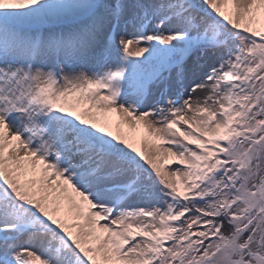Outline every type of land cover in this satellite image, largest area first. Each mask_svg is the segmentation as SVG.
<instances>
[{
	"label": "snow or ice",
	"instance_id": "1",
	"mask_svg": "<svg viewBox=\"0 0 264 264\" xmlns=\"http://www.w3.org/2000/svg\"><path fill=\"white\" fill-rule=\"evenodd\" d=\"M0 264H264V0H0Z\"/></svg>",
	"mask_w": 264,
	"mask_h": 264
}]
</instances>
